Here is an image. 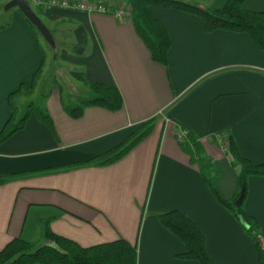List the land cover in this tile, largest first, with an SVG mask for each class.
<instances>
[{"label":"crops","instance_id":"obj_1","mask_svg":"<svg viewBox=\"0 0 264 264\" xmlns=\"http://www.w3.org/2000/svg\"><path fill=\"white\" fill-rule=\"evenodd\" d=\"M225 2L214 0L208 8ZM243 7L264 12V0H245ZM1 10L0 23L9 19L10 25L0 30V130L11 115L9 94L29 84L48 59L39 32L17 10L7 15ZM34 12L55 40L63 29L75 35L82 26L83 54L63 52L61 60L70 69L75 63L88 81L116 87L123 105L117 111L88 106L73 118L63 109L61 93L41 95L55 134L30 114L24 127L0 144V174L13 175L0 185V249L15 237L40 241V220L49 218L53 232L82 246L120 238L136 243L137 264H199L177 257L183 243L158 221L178 210L202 231L214 264H258L254 242L215 201L180 148L177 132L186 128L201 140L217 171L216 187L232 199L239 168L223 139L232 136L242 156L264 163V51L244 33L206 32L197 15L151 7L171 38L165 67L151 59L127 16L49 4H37ZM72 40L76 44V36ZM22 99L27 98L17 105ZM152 117L151 132L119 159L91 162ZM244 207L264 234V176L248 178Z\"/></svg>","mask_w":264,"mask_h":264},{"label":"trees","instance_id":"obj_2","mask_svg":"<svg viewBox=\"0 0 264 264\" xmlns=\"http://www.w3.org/2000/svg\"><path fill=\"white\" fill-rule=\"evenodd\" d=\"M244 2L245 0H226L221 8L211 9L202 8L183 0H125V3L130 6L129 18L136 34L148 49L151 59L165 67L168 64L171 38L168 30L152 16L151 7L180 10L197 15L202 20L206 32L222 29L244 33L264 51V12L246 10L243 7ZM13 10H17L26 22L37 31L17 8L8 11H4L2 8V15H7ZM9 25V19L1 22L0 30ZM74 34L76 44L73 50L77 55H81L87 43L85 30L79 25L74 29ZM43 62L33 74L29 84L22 83L9 94L8 106L11 115L0 130V144L13 133L21 130L30 114L43 123L53 135L55 134L50 114L43 105L31 98L43 75ZM70 74L87 86V92L79 95L76 101L65 103L63 99L61 100L63 109L70 117H80L88 106H98L109 111L121 109L123 98L116 87L88 81L82 71H71ZM20 97L28 99L22 112L17 105ZM154 119L152 117L146 120L128 139L91 162L97 165H106L119 159L151 132ZM178 131L183 132L182 138H177L180 148L190 156L191 163L197 165L198 171L215 201L239 221L246 235L254 242L258 264H264V234L260 231L257 221L246 213L244 207L247 180L250 176H264V163L256 164L242 156L233 137L228 135L225 151L232 165L239 168V174L237 193L232 199H225L215 185L217 171L210 157L206 155L201 140L186 128L181 127ZM12 178L11 174H0V185ZM242 189L244 194L241 203L236 205L235 201ZM49 221V218L40 220L41 239L38 242L26 241L19 237L8 241L0 249V264H137L136 243H130L120 238L82 246L70 238L53 232L50 229ZM158 221L183 243L185 250L177 256L179 259L195 260L199 264H214L207 253L204 234L185 213L178 210L166 212L158 216Z\"/></svg>","mask_w":264,"mask_h":264},{"label":"rangeland","instance_id":"obj_3","mask_svg":"<svg viewBox=\"0 0 264 264\" xmlns=\"http://www.w3.org/2000/svg\"><path fill=\"white\" fill-rule=\"evenodd\" d=\"M9 1L6 0L5 3ZM118 1V0H116ZM120 1V0H119ZM118 1V2H119ZM125 1V0H122ZM185 2L196 4L202 8H207L214 2V0H183ZM3 2H1L0 6ZM32 9L36 10L37 4L30 3ZM2 8V7H1ZM1 10V9H0ZM3 21V18L0 17V21ZM40 34V33H39ZM54 39V34L52 35ZM40 39L42 43H45L46 50H47V58L46 65L44 67V73L41 77V80L38 84V87L35 89L36 93L31 98L34 99L37 103H43L42 94H50L53 90L52 97H59L60 93L62 99L65 103L74 102L79 95L85 94L87 91V86L82 82L75 79L70 73L72 71L77 70V65L75 63H71V69L68 64L61 60V55L63 52L67 53L68 55H76L74 52L73 47L75 41L72 40L75 38V35L70 34V30L63 29L62 35L58 36L55 34L54 39V47H51L49 44L47 45L45 39L40 34ZM86 47V46H85ZM54 57V60H53ZM48 61V62H47ZM28 101V99H22L18 102V107L20 112L23 111L24 104Z\"/></svg>","mask_w":264,"mask_h":264},{"label":"built area","instance_id":"obj_4","mask_svg":"<svg viewBox=\"0 0 264 264\" xmlns=\"http://www.w3.org/2000/svg\"><path fill=\"white\" fill-rule=\"evenodd\" d=\"M29 3L35 4H49V5H59L66 8H74L78 10L85 11L87 13H105L114 14L115 16H130V6L126 3H121L120 5H114L113 3H104L100 1L92 0H27ZM183 136L182 131L177 132V138L181 139ZM227 141L223 139V145L226 148Z\"/></svg>","mask_w":264,"mask_h":264},{"label":"water","instance_id":"obj_5","mask_svg":"<svg viewBox=\"0 0 264 264\" xmlns=\"http://www.w3.org/2000/svg\"><path fill=\"white\" fill-rule=\"evenodd\" d=\"M3 8L6 11L17 8L24 15V17L37 29V31L41 34V36L45 39V41L51 47H54V39L51 31L42 22L39 16L34 12L30 3L27 0H9L5 3ZM243 194H244V190L242 189L240 191V195L235 201L236 205H239L241 203Z\"/></svg>","mask_w":264,"mask_h":264}]
</instances>
